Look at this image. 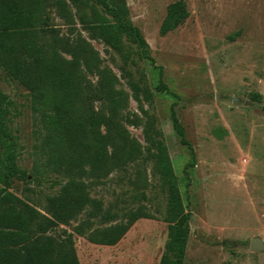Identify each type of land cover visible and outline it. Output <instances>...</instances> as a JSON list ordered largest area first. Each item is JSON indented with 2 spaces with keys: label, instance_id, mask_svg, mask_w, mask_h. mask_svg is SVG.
<instances>
[{
  "label": "rangeland",
  "instance_id": "1",
  "mask_svg": "<svg viewBox=\"0 0 264 264\" xmlns=\"http://www.w3.org/2000/svg\"><path fill=\"white\" fill-rule=\"evenodd\" d=\"M177 1L185 3L188 17L161 37L166 8ZM126 4L130 21L174 96L155 91L158 71L147 61L139 62L131 49L124 69L139 89V102L134 101L120 75V57L99 43L90 44L102 65L117 76L118 89L128 95L121 122L128 141L146 146L142 126L146 111L167 148L183 205L191 214L185 264H264V252L248 250L252 238L264 243V0H126ZM0 93L10 104L8 130L16 144L17 167L27 176L26 182L12 180L9 192L44 214L46 198L56 195L67 179L44 168L28 93L1 69ZM171 104L194 150L195 165L187 175L184 167L191 161L190 153L172 130ZM127 152L128 147L119 152V162ZM122 167L110 164L99 176L82 179L90 197L104 208L134 209L133 196L142 193L140 202L150 218L137 221L112 247L75 236L79 264L160 262L168 235L166 190L153 173V162L137 159ZM61 230L70 228L59 227L53 234Z\"/></svg>",
  "mask_w": 264,
  "mask_h": 264
},
{
  "label": "trees",
  "instance_id": "2",
  "mask_svg": "<svg viewBox=\"0 0 264 264\" xmlns=\"http://www.w3.org/2000/svg\"><path fill=\"white\" fill-rule=\"evenodd\" d=\"M187 17L183 1L168 5L159 35L174 32ZM90 41L120 57V75L134 101L139 102V89L124 69L131 49L139 62L158 71L155 91L171 94L129 19L126 0H0V69L28 93L44 168L67 179L56 195L46 198L44 214L9 192L12 180L26 182L27 176L17 167L16 144L8 130L10 104L0 93V264H79L75 236L98 246L118 244L137 221L150 218L140 202L144 195L133 196L134 209L104 208L90 197L82 179L99 176L110 164L121 168L137 159L153 162V173L167 193L168 235L159 264H185L191 214L183 205L167 148L146 111V146L128 141L121 126L128 95L118 89L117 76L102 65ZM174 108L171 104L169 120L178 143L190 153L187 175L195 165L194 150ZM127 147L119 162V152ZM59 227L70 230L53 234Z\"/></svg>",
  "mask_w": 264,
  "mask_h": 264
},
{
  "label": "water",
  "instance_id": "3",
  "mask_svg": "<svg viewBox=\"0 0 264 264\" xmlns=\"http://www.w3.org/2000/svg\"><path fill=\"white\" fill-rule=\"evenodd\" d=\"M248 250L251 253H263L264 243L259 238H252L249 240Z\"/></svg>",
  "mask_w": 264,
  "mask_h": 264
}]
</instances>
